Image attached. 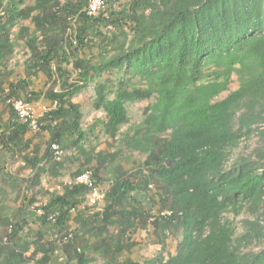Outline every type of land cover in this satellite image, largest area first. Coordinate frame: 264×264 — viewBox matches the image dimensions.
<instances>
[{"label":"trees","instance_id":"1","mask_svg":"<svg viewBox=\"0 0 264 264\" xmlns=\"http://www.w3.org/2000/svg\"><path fill=\"white\" fill-rule=\"evenodd\" d=\"M31 10L13 6L9 13L0 14V65L14 51L11 28L16 21L28 19ZM65 12L74 13V7L66 6ZM80 17L76 44L85 46L89 33L107 40L110 51L98 54L99 60L87 68L82 67L83 61L76 63L80 86L67 94H50L56 108L36 122L38 132L50 137L47 156L51 145L62 150L79 147L84 137L81 114L70 96L97 75L108 72L115 77L110 84L115 87L112 98L101 97L97 104L113 124L125 115L126 101L153 102L142 129L124 137L130 151L148 156L144 183L114 182L103 210L91 217L95 224L87 235L80 230L68 232L65 223L92 182L66 187L42 208L41 223L65 231L61 250L68 262L86 264L89 254L99 253L109 264L114 256H121L108 227L144 223L151 217L135 194L137 188L142 191L153 185L170 203L169 214H160L155 224L161 222L172 235H179L182 245L159 264H264V0H135L132 11L122 8L107 19H97L118 31L111 37L102 35L91 16ZM58 19L44 7L29 42L30 67L45 75L51 74L54 60L67 56L57 32ZM121 22L131 25V34ZM38 36L40 46L33 43ZM231 77L238 88L220 99ZM8 106L10 120L0 131V147L24 152L31 144L24 139L30 126L19 121L12 102ZM60 119L69 123L67 130ZM242 138L248 140L249 152L239 150ZM38 152L33 146L32 156L24 158L32 168L40 162ZM240 214L241 233L235 244V219ZM15 220L11 234L4 233L7 243L0 247L2 261L12 258V264L27 251L25 246L19 253L13 248L22 227L19 218ZM101 235L105 236L89 243Z\"/></svg>","mask_w":264,"mask_h":264},{"label":"rangeland","instance_id":"2","mask_svg":"<svg viewBox=\"0 0 264 264\" xmlns=\"http://www.w3.org/2000/svg\"><path fill=\"white\" fill-rule=\"evenodd\" d=\"M99 1L100 3L92 4V0H21L20 3L19 0H0V14L9 13L13 6L19 9L24 6L32 8L28 19L16 21L11 28L14 51L0 65V131H5V126L10 120V102H27L31 119L36 124L44 113L56 108L50 94H67L75 89V85L82 84L77 62L83 61L82 67L87 68L88 64L99 60L98 54L109 55L107 40L101 37H93L88 33L85 46L76 44L74 34L82 25L80 15L86 13L91 16L92 23L98 26L102 35L111 37L118 31L110 25L98 23V20L107 19L110 13L118 12L122 8L132 11L135 0ZM68 5L74 7V13L70 15L65 12ZM46 6L59 18L57 21L60 27L57 32L63 39L67 53L64 59L57 58L53 61L50 75L30 67L29 42L35 30L36 20L41 18ZM121 25L131 34L130 24L121 22ZM41 42L42 39L38 36L33 43L40 46ZM57 67H60L59 71ZM114 81L113 74L105 72L97 75V78H92L90 83L70 96L71 102L79 106L81 114L80 129L84 137L79 147L70 146L62 150L56 145H51V154L47 156L50 147L48 133H39L33 129L24 136V139L31 141L28 150L6 152L0 147V247L7 243L6 239H3L6 236L4 233L7 231V235L11 234L10 226L16 222L17 217L22 227L13 241V248L17 253L22 247L27 248V251L16 259L15 264H39L41 261L45 264H71L61 250L62 244L66 242L63 235L65 231L59 230L53 223L42 224L41 218L42 208L48 201L63 194L66 187L76 183L79 178L86 176L83 180L90 182V185L92 182V186L81 199L79 206L69 212L65 226L70 233L80 230L85 235L93 231L95 222L91 217L103 210L106 205V193L114 182L131 180L136 186L137 182L144 183V178L148 175V167L145 164L148 156L130 151L124 137L126 134L132 136L142 129V122L153 99L126 101L125 115L113 124L102 105L97 104L101 97L112 98L115 87L110 84ZM237 88L236 78L231 77L227 90L221 93L219 98H225ZM11 92L13 95H9ZM59 122L67 130L69 123H65L63 119ZM242 139L238 143L239 150L241 153L243 150L249 152L248 140ZM33 146H37L39 150L40 162L36 168L30 167L24 161L26 156H32ZM94 175L99 176L100 180ZM137 189L138 194L135 195L143 201L151 217L144 223L138 221L132 225L124 223L108 227L109 235L121 249V256H114L109 264H159L181 250L179 235H172V231L166 229L161 222L155 224L160 214H169L170 203L167 198L157 194L153 185H147L142 191L140 187ZM231 217V214H228V218ZM241 220L242 214L235 219V244L238 234L241 233ZM104 236L92 237L89 243L92 244ZM20 258L25 263H22ZM86 258V264H107L99 253H91ZM2 260L3 258H0V264L13 263L12 258L4 260L5 263Z\"/></svg>","mask_w":264,"mask_h":264},{"label":"built area","instance_id":"3","mask_svg":"<svg viewBox=\"0 0 264 264\" xmlns=\"http://www.w3.org/2000/svg\"><path fill=\"white\" fill-rule=\"evenodd\" d=\"M97 3H100V1L99 0H92V4H97ZM93 10H94V8H93ZM12 107H13L14 111L17 113L18 119L20 122L28 123L30 126V129L38 130L37 125L31 119L30 107L28 106L27 102L24 103L21 100L12 101ZM82 176H84V175L82 174ZM83 178L86 179V176L79 178L77 180V183H83V184H89L90 185V182L86 183V181L83 180Z\"/></svg>","mask_w":264,"mask_h":264}]
</instances>
